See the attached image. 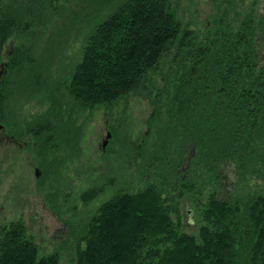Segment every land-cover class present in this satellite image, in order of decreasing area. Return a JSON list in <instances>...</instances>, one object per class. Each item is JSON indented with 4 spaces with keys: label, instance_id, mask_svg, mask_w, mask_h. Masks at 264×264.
<instances>
[{
    "label": "trees",
    "instance_id": "16d2710c",
    "mask_svg": "<svg viewBox=\"0 0 264 264\" xmlns=\"http://www.w3.org/2000/svg\"><path fill=\"white\" fill-rule=\"evenodd\" d=\"M69 2L0 0V127L12 121L13 99L1 74L23 55L26 89L53 106L14 139L31 135L38 149H50L43 140L54 142L57 127L66 126L69 101L48 93L31 47L14 48L1 64L4 44L23 36L30 46L54 17L66 16ZM78 3L108 12L91 23L64 82L68 100L92 109L144 90L166 118L152 149L139 156L136 174L145 185L119 190L79 226L67 224L74 242L68 264H264V17L257 0H215L216 17L202 32L181 20L176 0ZM87 195L84 203L97 192ZM182 203L196 208L195 233L184 229ZM0 264H62V257L42 255L17 220L0 226Z\"/></svg>",
    "mask_w": 264,
    "mask_h": 264
},
{
    "label": "rangeland",
    "instance_id": "374dc122",
    "mask_svg": "<svg viewBox=\"0 0 264 264\" xmlns=\"http://www.w3.org/2000/svg\"><path fill=\"white\" fill-rule=\"evenodd\" d=\"M78 1L70 0L66 16L54 17L33 36L30 46L23 36L10 37L4 44L1 63L6 65L9 51L14 48L31 47L48 93L62 103L69 101L71 114L63 112L69 117L66 126L57 127L54 142L43 140L50 149L36 148L37 139L31 135L15 140V134L25 132L26 124L35 125L39 121L36 118L53 105L32 92L34 89H26L24 74L19 72L25 62L23 55H17L19 67L1 74L13 99L9 104L12 121L7 128L0 127V226L21 220L41 254L58 252L62 264L74 258L68 223L79 226L89 212L115 192H132L145 185L136 174L142 163L139 156L152 149L166 118L165 107L151 105L144 90L92 109L80 108L68 100L64 82L81 57L91 23H97L108 12L98 11L96 4L80 5ZM176 2L181 20L198 32L211 26L216 17L215 0ZM255 10L264 17V0H257ZM156 78L153 82L160 83L161 76L157 74ZM51 89L53 92H49ZM44 166L49 167L48 171ZM90 191L97 192V196L84 203L82 196ZM180 209L185 231L195 233L196 208L182 203Z\"/></svg>",
    "mask_w": 264,
    "mask_h": 264
},
{
    "label": "water",
    "instance_id": "95a60500",
    "mask_svg": "<svg viewBox=\"0 0 264 264\" xmlns=\"http://www.w3.org/2000/svg\"><path fill=\"white\" fill-rule=\"evenodd\" d=\"M109 137V136H108ZM103 147H104V144H103Z\"/></svg>",
    "mask_w": 264,
    "mask_h": 264
}]
</instances>
